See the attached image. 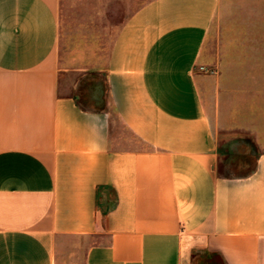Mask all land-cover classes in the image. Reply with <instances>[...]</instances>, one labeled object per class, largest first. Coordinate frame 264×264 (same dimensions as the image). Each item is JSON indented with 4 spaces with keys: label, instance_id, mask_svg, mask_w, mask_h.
Listing matches in <instances>:
<instances>
[{
    "label": "crops",
    "instance_id": "0c3cea01",
    "mask_svg": "<svg viewBox=\"0 0 264 264\" xmlns=\"http://www.w3.org/2000/svg\"><path fill=\"white\" fill-rule=\"evenodd\" d=\"M59 11L0 0V264H264V0L124 8L92 107L63 93ZM227 137L255 156L232 178Z\"/></svg>",
    "mask_w": 264,
    "mask_h": 264
},
{
    "label": "rangeland",
    "instance_id": "374dc122",
    "mask_svg": "<svg viewBox=\"0 0 264 264\" xmlns=\"http://www.w3.org/2000/svg\"><path fill=\"white\" fill-rule=\"evenodd\" d=\"M148 0H118L111 7V0H60L59 11V61L60 82L65 95L76 96L85 107L102 106L94 93L104 87L103 68L109 46L117 25L127 13ZM198 71H202L198 68ZM112 134L124 138L131 144L133 136L114 117ZM229 138H223L222 143ZM234 144V143H233ZM126 145V144H125ZM128 145V144H127ZM255 156L239 145L235 155V173L245 172L253 166ZM184 264H221L217 256L192 250Z\"/></svg>",
    "mask_w": 264,
    "mask_h": 264
},
{
    "label": "trees",
    "instance_id": "16d2710c",
    "mask_svg": "<svg viewBox=\"0 0 264 264\" xmlns=\"http://www.w3.org/2000/svg\"><path fill=\"white\" fill-rule=\"evenodd\" d=\"M242 136L243 135L239 134L237 136V140H241V138H243ZM244 141H248L249 145L253 147L254 150L256 149L254 144L249 140V138L248 139L244 138ZM221 154H222L221 161L218 164L217 173L226 178H232L234 176H238L237 174H235L236 161L233 152L230 150V142H226V144H224ZM208 255L217 256L220 260V263L224 264L222 259L218 255L216 254H208Z\"/></svg>",
    "mask_w": 264,
    "mask_h": 264
},
{
    "label": "built area",
    "instance_id": "2783aa9c",
    "mask_svg": "<svg viewBox=\"0 0 264 264\" xmlns=\"http://www.w3.org/2000/svg\"><path fill=\"white\" fill-rule=\"evenodd\" d=\"M200 70H203V68H202V67H200Z\"/></svg>",
    "mask_w": 264,
    "mask_h": 264
}]
</instances>
